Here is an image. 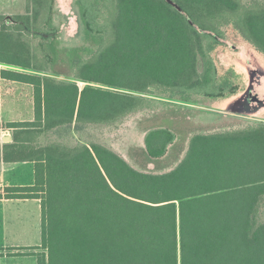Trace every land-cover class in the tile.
I'll return each instance as SVG.
<instances>
[{
    "label": "trees",
    "instance_id": "16d2710c",
    "mask_svg": "<svg viewBox=\"0 0 264 264\" xmlns=\"http://www.w3.org/2000/svg\"><path fill=\"white\" fill-rule=\"evenodd\" d=\"M54 3L25 0L23 14L0 15V77L32 86L34 113L6 124L13 142L3 152L5 161L33 162L34 183L0 197L39 199L36 264H264V121L191 135L165 172L79 139L87 125L163 98L236 93L212 53L232 26L264 56V0H76L92 48L68 50L63 78L51 73ZM175 139L150 128L145 152L161 158Z\"/></svg>",
    "mask_w": 264,
    "mask_h": 264
},
{
    "label": "rangeland",
    "instance_id": "374dc122",
    "mask_svg": "<svg viewBox=\"0 0 264 264\" xmlns=\"http://www.w3.org/2000/svg\"><path fill=\"white\" fill-rule=\"evenodd\" d=\"M25 10V0H0V15L12 17L23 14ZM52 24L57 29L55 38L57 55L51 73L58 78H63L71 74L68 50L76 47L81 55H88L92 44L85 36L83 24L77 12L76 0H55ZM218 48L213 51L212 56L223 76L228 72L227 68L221 67V61L217 55ZM251 63L249 66L255 70L256 74L252 84V93L248 98L256 96L255 100H261L264 104V71L255 58ZM249 80L248 76L237 78V82L245 90L250 84ZM12 88L13 85L8 83L0 86V99L1 97L4 99ZM29 88V85L16 84L17 99L20 100L19 94H21L20 98L23 102L16 104L13 111L7 112V114L13 113L16 120L28 119L31 116L32 110L24 104L25 101L28 102L25 94H28ZM227 109L230 111L229 108ZM253 111L242 109L238 114L226 113L224 117H221L220 115L223 114L217 111L212 99H203L200 104L188 105L177 100L163 98V101L157 103L155 108L134 112L116 123L87 125L79 133V139L82 142L93 141L109 147L138 170L165 172L172 169L182 159L191 135L239 129L260 122L264 117V110L256 112L254 116L250 115L254 113ZM2 113L4 112L0 108V115ZM5 123H2L3 127ZM157 126L172 129L176 134V139L169 145L164 156L153 159L145 152L143 136L148 129ZM260 219L264 220V200L260 209ZM38 237L39 232L33 240L17 237L8 241L14 245H21L24 242L38 240Z\"/></svg>",
    "mask_w": 264,
    "mask_h": 264
},
{
    "label": "crops",
    "instance_id": "0c3cea01",
    "mask_svg": "<svg viewBox=\"0 0 264 264\" xmlns=\"http://www.w3.org/2000/svg\"><path fill=\"white\" fill-rule=\"evenodd\" d=\"M218 47L217 55L221 61V67L227 68L228 72V74L222 76L217 68L218 75L222 79H229L237 83L239 85L238 91L220 98L193 96L191 100L184 102V104L197 105L200 104V101L203 99H212L213 105L216 106L217 111L223 114L220 115L221 117H224L226 113L238 114L242 109L254 110V113L250 114L253 116L256 112L260 110L263 111L264 104L261 103V100H255L256 96L250 97L251 99L248 97L250 93H252V84L256 74L255 70L250 68L249 65L252 64V59L255 58L264 71V56L245 41L232 26H227L225 28V39ZM1 67L6 66L1 65ZM240 76H248V78H250V84H248L246 90L237 82V78ZM5 83L9 85L12 84L13 88L4 99H2V97L0 99V108L4 112L0 115V194H3L4 189L10 186H29L34 183L33 162H11L3 159L4 148L7 147L8 149V146L13 142L12 129L6 127V124L14 121H30L34 117L32 86L27 83L0 77V86ZM16 84L30 86L29 92H27L28 94H25V97L28 98V102L25 101L24 103L32 110L31 116L28 117V119L16 120L13 113L7 114L8 111L11 112L14 110L16 104L23 102L20 98L21 94H19L20 100L17 99ZM227 108H229L230 111H228ZM261 121H264V117ZM3 122H6L4 125L5 128L2 126ZM145 133L146 132H144V135ZM38 232L39 237L38 240L35 241L24 242L21 245H14L8 241L11 238L14 239L17 237L25 238V240H33L35 236L38 235ZM40 238L39 199L0 197V264H36V257L33 253L40 251L38 248L34 249V247L40 246Z\"/></svg>",
    "mask_w": 264,
    "mask_h": 264
}]
</instances>
